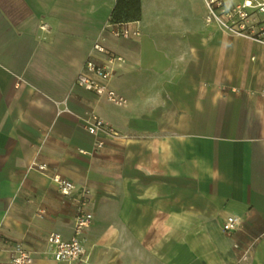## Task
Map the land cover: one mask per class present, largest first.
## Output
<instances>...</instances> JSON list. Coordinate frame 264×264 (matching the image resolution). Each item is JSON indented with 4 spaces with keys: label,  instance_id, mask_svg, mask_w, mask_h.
<instances>
[{
    "label": "crops",
    "instance_id": "crops-1",
    "mask_svg": "<svg viewBox=\"0 0 264 264\" xmlns=\"http://www.w3.org/2000/svg\"><path fill=\"white\" fill-rule=\"evenodd\" d=\"M115 2L0 0V264L6 242L62 264L46 240L83 201L79 264H264V45L207 24L203 0H140L138 37L102 36L126 60L117 106L74 85ZM91 112L125 140L93 152Z\"/></svg>",
    "mask_w": 264,
    "mask_h": 264
},
{
    "label": "built area",
    "instance_id": "built-area-1",
    "mask_svg": "<svg viewBox=\"0 0 264 264\" xmlns=\"http://www.w3.org/2000/svg\"><path fill=\"white\" fill-rule=\"evenodd\" d=\"M206 14L205 22L213 24L228 34L247 38L264 45V0H237L228 3L225 0H203ZM137 23V22H135ZM135 23L111 24L106 22L101 35L93 42L91 51L78 72L74 85L92 92L97 99L121 106L125 103L111 87L115 71L126 60L109 50L103 44V35L114 39L127 40L138 37L140 31L130 26ZM86 132L94 138L93 152L103 151L107 140H125L114 128L106 124L95 112L88 115ZM83 153V152H82ZM29 169L45 176L64 197H70L75 184L57 173H48L44 165L32 164ZM86 202L77 208L73 220L72 236L63 240L59 234H50L46 240L44 254L62 264H79L85 261L83 233L89 226L92 216L85 211ZM240 218L228 216L222 224V232L231 234L239 229ZM5 251L9 254V264H32L33 254L20 242H6Z\"/></svg>",
    "mask_w": 264,
    "mask_h": 264
},
{
    "label": "trees",
    "instance_id": "trees-1",
    "mask_svg": "<svg viewBox=\"0 0 264 264\" xmlns=\"http://www.w3.org/2000/svg\"><path fill=\"white\" fill-rule=\"evenodd\" d=\"M141 18L140 0H116L108 22L127 24L138 22Z\"/></svg>",
    "mask_w": 264,
    "mask_h": 264
}]
</instances>
